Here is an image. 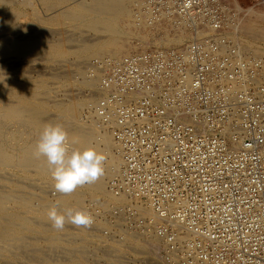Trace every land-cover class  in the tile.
Masks as SVG:
<instances>
[{
    "label": "built area",
    "instance_id": "2783aa9c",
    "mask_svg": "<svg viewBox=\"0 0 264 264\" xmlns=\"http://www.w3.org/2000/svg\"><path fill=\"white\" fill-rule=\"evenodd\" d=\"M135 9L138 22L173 21L193 38L88 65L102 75L96 115L123 159L111 193L128 197L89 211L95 253L113 264H264V52L232 36L242 13L231 0Z\"/></svg>",
    "mask_w": 264,
    "mask_h": 264
},
{
    "label": "bare ground",
    "instance_id": "6f19581e",
    "mask_svg": "<svg viewBox=\"0 0 264 264\" xmlns=\"http://www.w3.org/2000/svg\"><path fill=\"white\" fill-rule=\"evenodd\" d=\"M16 1L0 0V3L10 5ZM18 1L21 4L29 5L30 0ZM39 1L48 10H51L69 0ZM72 1L74 6L64 7L65 9L62 7L58 11L55 8L56 14H54L62 18L63 23L65 21L71 25L73 30L90 32L94 35L93 37L90 36L86 39L87 36L81 35L76 40V36L70 38L73 36L71 35L70 37L65 36L66 38H56V40L53 39L54 42H49L53 37L51 36L50 40L45 41L43 38L48 34L44 35L43 33V36L41 33H37L26 38H22L21 35L20 38L22 39L10 35L0 36V57L4 58V62L5 57L13 54L25 58L28 63L32 57H45L47 60L56 62L60 59L65 60L69 56L76 60L75 75L68 74L59 77L68 81V83L65 82L66 84L61 85L67 87L69 83L73 82L84 90H90L89 95L78 101H71L66 98L64 101L60 100L65 103H57L54 100L51 101V96H49L51 84L47 85L46 81L32 79V76H27V72L22 68L26 74L20 73L19 75L20 70L17 69L19 71L17 73L16 70V74L19 76L16 78L13 75L12 78H7L2 74L5 76L3 77L0 73V258L5 260L6 264H14L13 262H22L21 264H101L102 260V264H113L111 263L113 257L101 258L99 252L95 253L98 249L93 246L94 234L91 227L66 224L64 230L58 231L51 227V222L47 216L48 210L52 207L61 213L68 208L80 209L89 213L91 209L95 208V204H99L97 206L104 211L107 209L106 204L121 206L128 201V197L125 195L115 197L110 189L111 181L118 178L120 174L123 159L117 149L110 127L103 125L96 115L95 106L97 93H99L96 89L100 86L102 75L100 71H97L93 75L89 73L86 76L83 72V68L86 66H83L95 57L102 61L105 60L103 56H109L106 59L114 61L121 58L117 57L121 52H127L128 55H131L132 53H128V51H132L134 46L138 47L135 44L136 40L141 41V44L156 47H178L180 45L182 47L193 38L190 32L173 23V21L163 20L152 25L138 22L135 18V7L139 0ZM237 8L241 13L245 11L239 5ZM10 11L8 9L1 10L0 24L4 25L6 29L8 28L9 31H15L16 28L13 25L15 18L18 19L19 17L17 18L15 12ZM35 13L37 12L35 11ZM246 13L249 14V20L241 28L251 38L264 42V12L250 8ZM18 14L20 15V13ZM55 15L53 16L55 17ZM53 16L50 18L54 19ZM50 18L49 20H51ZM35 20L39 21L38 18ZM52 22L50 23L52 24ZM37 24L42 25L40 21ZM33 29L36 30L38 27ZM242 29L240 30L242 31ZM210 33V31L201 30L197 36L202 37ZM12 35L14 36V33ZM133 39L135 43L132 42ZM68 42H72L73 45L69 47ZM66 44L70 51H67ZM240 46L246 53L264 52L263 50V52H259L258 46L253 44L247 46L241 44ZM1 60L0 63H3ZM13 63L9 66H14ZM70 63L72 66L74 65L73 62ZM56 64L59 66V63ZM0 69L2 70V68ZM50 77L52 78V76ZM66 97L68 96L66 95ZM46 124L62 125L69 133L72 148L84 150L88 147H94L98 152L104 153L106 156L105 174L95 183L78 187L71 194L56 192L53 195L50 193L51 190L48 192L47 189L50 188L48 186L52 185H47V181L52 180L49 166L44 157L38 159L33 155L39 134ZM104 199L108 200L105 201ZM139 211L146 217L154 215L153 210L149 207L139 206ZM102 225L99 223L97 228ZM135 240L137 238H133V241ZM145 242L148 243L149 241L146 240ZM114 245L116 244L114 243ZM139 247L145 249L143 245ZM114 262L116 263V260Z\"/></svg>",
    "mask_w": 264,
    "mask_h": 264
},
{
    "label": "rangeland",
    "instance_id": "374dc122",
    "mask_svg": "<svg viewBox=\"0 0 264 264\" xmlns=\"http://www.w3.org/2000/svg\"><path fill=\"white\" fill-rule=\"evenodd\" d=\"M18 1V0H17ZM14 2V4L12 3V4H10V5H4V4H2V3H0V12H1V10L2 9H8V11H10L9 9H11L13 12H15V15H16V17L18 18V19H16L15 18V22H14V27L16 28V32L15 31H9L8 30V28L6 29V27L4 26V25H2V24H0V36H8V35H10V36H12V37H14V38H20V37H22V38H26V37H30L31 35L33 36V35H35V34H40L41 33V35L43 36V34L44 35H47V36H44V38L43 39H45V41H47V40H50V38H51V36L53 37V38H51V40L49 41V42H54L55 40H56V38L57 39H60V38H64L65 36H71V35H73V36H71L70 38H75V36H76V40L78 39V37H80L81 35L83 36V37H86L87 36V38L86 39H88V38H90V36L91 37H93L94 35L92 34V33H90V32H87V31H79V30H73V27H70L71 25H69L67 22H65L64 21V23H63V19L62 18H60V17H57L55 14H56V10H55V8H57V11H58V9H60V8H64V7H66V8H68V7H72V6H74V4H73V1L72 0H69V1H67V2H63L62 4H60L59 6H56L55 8L53 7V9H47V7H45L43 4H42V2H40L39 0H28L29 2V5H25V4H21L19 1L18 2ZM231 1H233V2H236V6L237 5H239L240 7H241V9L242 10H245V11H243L242 12V14H241V19H240V28L238 29V30H236V31H234L233 32V34H232V36L239 42V43H241L242 45H249V44H253L254 46H258V48H259V52L261 51V52H263L264 51V42L263 41H261V40H255L254 38H251L250 37V35L249 34H246V32H244L243 30L244 29H242L243 28V25L245 24V22H247V20H249V14H247L246 12L248 11V10H250V8L251 9H255V11L257 10V11H259V12H264V6L263 7H254V4H255V0H231ZM72 2V3H71ZM17 3V4H16ZM20 3V4H19ZM27 3V4H28ZM15 5V6H14ZM20 7H19V6ZM24 5H25V7H24ZM63 5V6H62ZM5 6V7H4ZM7 7V8H6ZM12 7V8H11ZM33 7V8H32ZM15 9V10H14ZM65 9V8H64ZM16 10H17V13H16ZM31 10H34V11H31ZM41 10V11H40ZM46 10V11H45ZM12 11H10V12H12ZM20 11V12H19ZM35 11L37 12V13H35ZM48 11V12H47ZM18 13H20V15L18 14ZM37 14V15H35V14ZM55 13V14H54ZM53 15H55V17L53 16ZM32 16V17H31ZM51 16H53L54 17V19L52 18H50ZM35 17V19H39V21H40V23H42V25L41 24H37L38 22H37V20H33V18ZM51 19V20H49V18ZM60 19V20H59ZM60 22H59V21ZM44 23H43V22ZM53 21V22H52ZM47 23V25H46V23ZM50 22H52V24L50 23ZM59 23V24H57V23ZM62 25H61V24ZM66 23V24H65ZM18 24V25H17ZM49 24V25H48ZM55 24V25H54ZM32 25H34V27H32ZM44 25V26H43ZM4 26V27H3ZM18 26V27H17ZM38 27V29H33V28H37ZM43 26V27H42ZM24 27V28H23ZM242 27V28H241ZM45 29V30H42V29ZM5 29V30H4ZM17 29H18V31H17ZM39 29H41L42 30V32H41V30H39ZM57 29V30H56ZM62 29V30H61ZM240 29H242V31L240 30ZM7 30V31H6ZM21 30V31H20ZM26 30H29V31H26ZM73 30V31H72ZM4 31V32H3ZM24 31V32H23ZM40 31V32H39ZM45 31V32H44ZM14 33V36L12 35L13 33ZM47 32V33H46ZM52 32V33H51ZM55 32H60V33H62V34H60V33H55ZM64 32V33H63ZM87 32V33H86ZM10 33V34H9ZM17 33V34H16ZM23 33V34H22ZM43 33V34H42ZM55 33V34H54ZM76 33V34H75ZM5 34V35H4ZM7 34V35H6ZM26 34H28V35H26ZM50 34V35H49ZM22 35V36H21ZM41 35H39V36H41ZM60 35V36H59ZM237 35V36H236ZM17 36V37H16ZM41 36V37H42ZM55 36V37H54ZM22 38H20V39H22ZM66 38V37H65ZM69 38V39H70ZM53 39H55L54 41H53ZM134 40V39H133ZM132 40V42H134L135 43V40L133 41ZM137 42L135 43L136 44V46H138L137 48L134 46V48L132 49V51H128V53L130 52V53H132V54H134V53H139V52H142V51H146V50H150V49H157V48H169V47H175L176 49H180V48H183L184 46H182V47H180V46H159V47H156V46H150L149 44H141V41H139V40H136ZM139 41V42H138ZM248 43H247V42ZM252 43H251V42ZM256 42V43H255ZM68 45H70L69 47H71L72 45H73V43L72 42H68L67 43ZM66 44V48H67V51H70V49H69V47H68V45ZM138 44V45H137ZM260 46V47H259ZM140 47V48H139ZM135 49V50H134ZM263 50V51H262ZM124 55H128L127 54V52H121L117 57H122V56H124ZM10 57V58H9ZM12 57V58H11ZM103 57H105L104 59H106L107 57H109V56H103ZM1 58V57H0ZM7 58H9V59H7ZM5 57V62H4V58H1V59H3V60H1V61H3V63L1 62L0 63V68H2V70L0 69V73H1V75L3 74V75H5L7 78L9 77V78H12V75H13V77H15L16 78V76H19L20 75V73L22 74H26V72H27V76H29V77H31L32 76V79L33 78H35L34 80H42V81H46V83H47V85L49 84L50 85V93H49V96H51V101L52 100H54V101H56L57 103L59 102H61V101H64V100H66V98L68 99L69 98V100H75V101H78V100H80L81 98H83V97H86L87 95H89V91L90 90H88V89H82L81 87H79V85L78 86H76V83H73V82H71V84L69 83V86H62L63 84H66V83H68V81L66 80H64V79H62V78H59V77H61V76H64V75H68V74H73V75H75V73H74V69L76 68V63H75V59H73V58H70L69 56L65 59V60H57L56 62H54V60H47V58H45V57H32V58H30V60H29V63H28V61L25 59V58H23V57H19L18 55H10V56H8V57ZM45 58V59H44ZM33 59H36L35 61L37 62H35ZM93 61H95L96 59L97 60H99V58H91ZM117 59V58H116ZM8 60V61H7ZM23 62H22V61ZM25 60H26V63L24 64V62H25ZM68 60H69V62H73V64L75 65H73L72 66V63H70L69 64V62H68ZM72 60V61H71ZM92 60H90V61H87V63H85L84 64V66L83 67H85V68H83V72H85V75L87 76L88 74H89V72H87L88 70L86 69V68H88V63H91V61ZM11 61H12V63L13 62H15V63H13V65L14 66H9V65H12V63H11ZM20 61H21V65L19 64L20 63ZM52 61V62H51ZM62 61V62H61ZM8 62V63H7ZM18 64H17V63ZM34 64H33V63ZM47 62V63H46ZM49 62H51V63H49ZM67 62V63H66ZM6 63H7V65H6ZM32 63V64H31ZM42 63V64H41ZM56 63H59V66L56 64ZM88 64V65H87ZM45 65V66H44ZM64 65V66H63ZM68 65V66H67ZM4 66V67H3ZM6 66V67H5ZM16 66V67H15ZM23 66H26V67H23ZM39 66V67H38ZM51 66H52V68H51ZM54 66V67H53ZM8 67V68H7ZM56 67V68H55ZM15 68V69H14ZM23 70H25V71H22V69ZM25 68V69H24ZM30 68V69H29ZM58 68H60V69H58ZM10 69V70H9ZM13 69V70H12ZM17 69H19V70H17ZM28 69H29V71H28ZM48 69V70H47ZM50 69V70H49ZM55 70V71H53V70ZM16 70H17V73H18V71H19V75L18 74H16ZM67 70V71H66ZM14 71V72H13ZM63 71V72H62ZM66 71V72H65ZM69 71V72H68ZM10 72V73H9ZM25 72V73H24ZM44 72V73H43ZM46 72V73H45ZM7 73H9V74H7ZM32 73H34V74H32ZM48 73V74H47ZM60 73V74H59ZM62 73V74H61ZM16 74V75H15ZM2 75V76H3ZM10 75V76H9ZM44 75V76H43ZM57 75V77L55 78V76ZM5 76H3V77H5ZM50 76H52V78L50 77ZM54 76V77H53ZM43 78V79H42ZM57 80H59V81H57ZM51 81V82H50ZM57 84H56V83ZM66 82V83H65ZM76 82V81H75ZM54 84V85H53ZM62 84V85H61ZM75 84V85H74ZM58 85V86H57ZM52 87V88H51ZM57 87H59V88H57ZM100 87V86H99ZM99 87L96 89V91L97 92H99ZM57 88V89H56ZM63 88V89H62ZM55 89V90H54ZM62 91H61V90ZM65 89H66V91H65ZM72 90V91H71ZM55 91V92H54ZM54 92V93H53ZM83 92V93H82ZM87 92V93H86ZM56 93V94H55ZM96 93V92H95ZM63 94H64V97H63ZM55 95H56V97H55ZM66 95L68 96V97H66ZM85 95V96H84ZM52 96H54V97H52ZM62 96V97H61ZM59 97V98H58ZM74 97V98H73ZM77 97V98H76ZM99 97V93H97V101H98V98ZM63 99V100H62ZM61 100V101H60ZM53 101V103H55ZM61 103H65V102H61ZM83 115H85L84 113H83ZM15 174L16 175H18V173L17 172H15ZM19 177H20V175H18ZM17 176V177H18ZM53 180H51V181H47V185H51V186H48V187H50L49 189H47V191L49 192V190H51V194L53 193V195L54 194H56V191L54 190V187H53V183L54 182H52ZM102 199V198H101ZM105 201H107L108 199H104ZM104 201V202H105ZM7 262H5V260H2V258H0V264H6ZM14 264H21V263H19V262H13ZM8 264H12V263H8Z\"/></svg>",
    "mask_w": 264,
    "mask_h": 264
},
{
    "label": "clouds",
    "instance_id": "9594fccd",
    "mask_svg": "<svg viewBox=\"0 0 264 264\" xmlns=\"http://www.w3.org/2000/svg\"><path fill=\"white\" fill-rule=\"evenodd\" d=\"M33 155L44 157L51 171L54 189L61 194H71L78 187L95 183L105 174L106 156L94 147L84 150L72 148L69 133L60 124H46L39 134ZM51 227L62 231L66 224L91 227L94 217L83 210L68 208L58 212L55 207L48 210Z\"/></svg>",
    "mask_w": 264,
    "mask_h": 264
}]
</instances>
